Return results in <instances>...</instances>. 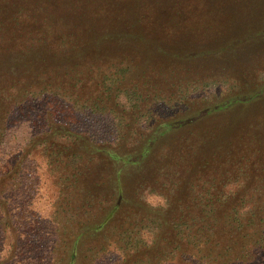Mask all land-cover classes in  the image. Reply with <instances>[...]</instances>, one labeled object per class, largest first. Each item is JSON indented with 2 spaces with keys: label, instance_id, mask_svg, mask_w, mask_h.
Returning a JSON list of instances; mask_svg holds the SVG:
<instances>
[{
  "label": "trees",
  "instance_id": "16d2710c",
  "mask_svg": "<svg viewBox=\"0 0 264 264\" xmlns=\"http://www.w3.org/2000/svg\"><path fill=\"white\" fill-rule=\"evenodd\" d=\"M37 96L141 129L130 150L61 130L31 139L25 163L41 142L57 189L24 241L35 255L12 254L35 221L8 211L18 165L0 169V264H264V0H0V142ZM158 104L177 112L154 118ZM146 188L179 216H156ZM170 222L150 253L145 234Z\"/></svg>",
  "mask_w": 264,
  "mask_h": 264
},
{
  "label": "rangeland",
  "instance_id": "374dc122",
  "mask_svg": "<svg viewBox=\"0 0 264 264\" xmlns=\"http://www.w3.org/2000/svg\"><path fill=\"white\" fill-rule=\"evenodd\" d=\"M124 105L127 106V104ZM79 106L80 105L69 103L67 98L61 97L55 99L37 96L24 101L20 106L14 109L8 117L6 130L0 142V169L8 163L9 168L12 163L18 166L16 169L14 168L15 170L13 171L11 169L8 175L6 174L5 180L9 186H7L5 191V200L7 201V207L9 206L8 211L11 210L12 212L18 213L16 217L25 214L27 215L28 221H35L34 228L30 230L26 229V226L23 228L25 230V236L17 242V247L15 246L14 250L11 252L12 254L16 251L18 254L21 252L28 255L27 257H29V255H35V252L31 250L27 253L26 248L29 241H24L26 239H37L38 235H40L41 226L44 225L42 219L49 215V210L45 208L46 204L44 203V199L47 198L45 193L49 190L50 194H52V192L57 189L55 184L48 179L50 177L48 172L50 171L44 159L40 157L41 152H43L40 148L41 142L37 144V164L35 162L25 163L26 157H28L27 154H29L28 152L31 150L29 148L31 139L37 138L38 142L50 136V133L61 130L63 132H72L80 137L82 136L83 138H81V140L84 141L91 139L97 146L113 147L122 144L126 150H130L132 147L128 145V142L131 141L134 143V140H132V131L135 130L140 132L141 128H139L138 125H134L133 122L127 125L129 126L128 128H120V126H117L116 120L112 115L100 112L92 113ZM154 111V118H165L172 113L175 115V112H177L176 109H171L164 104L156 105ZM120 133L124 136L126 135V137L123 139L121 137L122 135H119ZM175 141L174 154L178 159L183 148L180 146L181 139H176ZM21 154L24 155L23 159ZM160 154L161 153H158L157 156H160ZM24 158L26 159L24 160ZM18 159L20 160L18 161ZM17 161L19 163H17ZM17 172L19 173L17 174ZM51 176L53 177L54 175ZM20 182L23 184L21 188L19 187L18 189V187H14V185ZM161 182L163 181H158L159 184H161ZM127 183L128 184L125 186L131 190L130 188L132 185L129 180H127ZM133 190L134 188L130 191L131 194L128 193V195H126V198H134ZM177 207H179V205L172 206V208L169 206H167V208H150L155 209V215L162 217L163 220L167 222V220L171 221L173 217L179 216L178 210H176ZM28 213H30V215L34 214V219L32 216H28ZM140 215L139 219L142 218V223L147 226L149 224L148 221H146L147 218H144L142 213H140ZM172 230L170 222L169 225L165 223L164 228L161 230L157 229L154 230V233L147 232V234H145L144 238L153 235L151 240L149 238L147 242L148 245L155 240L152 246L153 248L149 250L150 253L157 250V245L163 240L171 241ZM161 237L162 239H160ZM2 245L3 244L0 243V247ZM5 251L6 249L0 248V257L3 256ZM142 252L143 250H141L140 253L138 251L137 255L135 254L133 258L130 259V263H135L133 259L136 258L135 256L141 257ZM146 252L147 251H145V253ZM5 254V258L11 259V257H9V252ZM22 258L23 255L21 254V259ZM10 261L7 264H17L14 260H12V263ZM106 263L108 264L107 261Z\"/></svg>",
  "mask_w": 264,
  "mask_h": 264
},
{
  "label": "clouds",
  "instance_id": "9594fccd",
  "mask_svg": "<svg viewBox=\"0 0 264 264\" xmlns=\"http://www.w3.org/2000/svg\"><path fill=\"white\" fill-rule=\"evenodd\" d=\"M118 102L122 104L128 103L127 98L123 94L118 98ZM141 199L153 208H167L168 206L167 198L159 193L153 192L151 188H146L143 191Z\"/></svg>",
  "mask_w": 264,
  "mask_h": 264
}]
</instances>
